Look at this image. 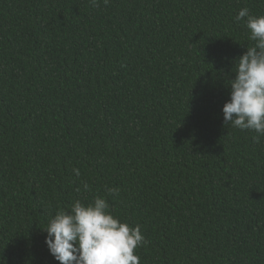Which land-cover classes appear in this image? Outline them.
Segmentation results:
<instances>
[{
    "label": "trees",
    "instance_id": "1",
    "mask_svg": "<svg viewBox=\"0 0 264 264\" xmlns=\"http://www.w3.org/2000/svg\"><path fill=\"white\" fill-rule=\"evenodd\" d=\"M245 7L264 14V0H0V264H59L42 229L98 195L141 226L140 264H264V136L222 111L254 43Z\"/></svg>",
    "mask_w": 264,
    "mask_h": 264
},
{
    "label": "clouds",
    "instance_id": "2",
    "mask_svg": "<svg viewBox=\"0 0 264 264\" xmlns=\"http://www.w3.org/2000/svg\"><path fill=\"white\" fill-rule=\"evenodd\" d=\"M91 3L96 5L97 0ZM235 19L244 22L254 43L234 62L235 78L228 80L230 99L222 109L224 122L255 132L253 139L259 143L264 136V14H251L245 7ZM73 171L80 176L78 168ZM89 187L84 183L83 191ZM106 192L118 195L119 189L108 187ZM42 230L47 233L49 253L59 264H140L137 249L146 243L141 226L133 227L115 216L108 200L99 195L89 202L76 199L69 209H59Z\"/></svg>",
    "mask_w": 264,
    "mask_h": 264
}]
</instances>
